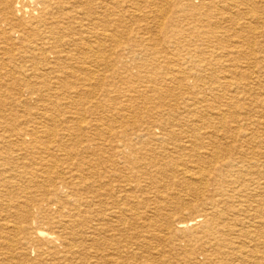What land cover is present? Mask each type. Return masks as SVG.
Wrapping results in <instances>:
<instances>
[{
	"label": "bare ground",
	"instance_id": "6f19581e",
	"mask_svg": "<svg viewBox=\"0 0 264 264\" xmlns=\"http://www.w3.org/2000/svg\"><path fill=\"white\" fill-rule=\"evenodd\" d=\"M199 1L194 5L191 0H0V212L11 219L2 227L21 234L17 248L0 241V251L4 248L7 259L38 264L46 258L65 261L77 256L82 261L88 258L89 264H126V259H135L140 249L154 250L156 247L147 244L154 239L166 241L175 256L191 260L199 255L204 258L203 264H228L236 256L230 236L243 232L253 248L249 254L244 248L238 251L240 256L248 259L250 255H264V142L257 130L250 133L242 129L239 122L246 121V114L235 127L227 122L224 109L234 107L231 97L221 103L223 91L235 84L228 78L236 81V73L221 78L217 88L209 89L211 93L223 92L213 98L224 110L215 114L218 123L206 120V111L201 114L194 108L198 100L204 104L209 99L198 97L201 93L183 103L187 115L182 116L177 114L179 103L169 100L172 92H202L204 86L183 85L186 71L180 72V80L176 75L161 77L155 64L167 58L157 50L154 38L146 40L141 36L152 24L162 32L164 41L179 42L184 22L189 21L190 30L186 31L194 42L208 47L222 45L233 35L241 45H252L240 33L254 25L245 20L237 28V21L243 8L258 17L261 10L253 0ZM174 4H179L178 10L168 11ZM227 11L234 15L227 18ZM179 13H188L191 18L187 20ZM131 34L136 38H122ZM201 52L186 55L196 71L207 63ZM145 53L151 58L147 60ZM127 60L142 70H155L156 79L138 76V82L149 84L147 91L156 101V114L170 116L165 123H158L161 127L168 125L162 129L164 134L157 136L154 126L144 127L135 119L143 109L133 105L132 95L143 97L147 91L128 86L120 93L115 91L117 97H111V81L122 78L117 65L126 70ZM17 92L16 103L21 97L37 98L41 112L37 127L17 129L5 125L10 114L3 108V100L14 98ZM118 99L123 103H116ZM260 104L263 106V102ZM56 112L62 113V123L55 118ZM71 113L74 115L68 116ZM193 113L200 116L193 119ZM87 117H94L93 124L86 122ZM254 123L257 126L261 122ZM50 124L53 127L49 128ZM75 125L80 129L93 125L96 134L81 141L74 133ZM57 128L62 135H57ZM122 128H130V133ZM11 137L15 140L10 141ZM98 140V145L92 143ZM186 162L196 166L202 181L201 186L184 189L194 202L184 206L177 202V195L164 194L172 185L161 183L168 177L174 183L176 176L191 180L194 174L185 168ZM206 180L218 182L215 196H205ZM223 184L232 190H224ZM145 186L159 190L152 198L142 199L144 196L137 192ZM250 188L259 201L256 206L250 205L247 216L241 218L239 207L253 202L246 195ZM8 193L25 198L13 208L4 198ZM230 199H235L236 204L229 203ZM130 220L151 229L137 237L132 247L119 235V228L125 222L129 225ZM43 225L50 229H42ZM180 243L184 244L181 249ZM211 248L220 261H213L208 254ZM167 263L164 260L151 264Z\"/></svg>",
	"mask_w": 264,
	"mask_h": 264
},
{
	"label": "rangeland",
	"instance_id": "374dc122",
	"mask_svg": "<svg viewBox=\"0 0 264 264\" xmlns=\"http://www.w3.org/2000/svg\"><path fill=\"white\" fill-rule=\"evenodd\" d=\"M191 1L194 5H198L200 3L199 0H191ZM253 1L256 4V8L259 7V10H261V12H258L259 13L258 17L254 18L252 15L247 14L248 13V11H246L247 9L243 8L241 13L243 12L242 14L244 16L241 14L240 15L241 17L239 18L240 20L238 19L239 22L237 21L238 24L240 23V25L237 28L241 27L244 24L245 20L251 21V26L254 25L253 29H249L251 31H249L248 29H245L244 32L240 33V34H242V36H244V38L250 39L253 46L249 45L247 47L243 44L241 45V43H238L240 41V39L237 36H233V35H231L228 38L227 43H224L222 45H215V46L208 47V45L203 44L201 42H194L189 38L191 35L188 34V32H187L188 29L190 30V28L187 25L189 23V21L187 23L184 22L185 29H184L182 35L179 37V42L175 41L173 43L172 39H165L166 41H164V38H162L163 35L161 34L162 32L157 31L156 27L153 26L152 24L148 25V30L145 31L144 34H142L141 36H143L142 38L146 39V40L147 39L151 40L154 38L155 42H157V45H158L157 50L161 51L162 52L161 55L166 56V58H167L164 61L158 60L159 62H157V64H155L157 66L156 72L162 74L161 77H166L168 79L170 76L176 75V78L178 80H180V79H182L180 72L184 71V73L187 72L186 73L187 76H186V79H184L185 81L182 82L183 85H185V84L192 85V84L196 83V85L199 87L204 86L201 89L202 92L198 91V90H197L198 92H196V91L193 92L192 90H187V89H180V90L176 89V91L172 92L173 93V94H171L172 97H170L169 100L171 101L172 104L173 103H179V109L177 111V114L179 113L182 116L187 115V113L184 112L185 106L183 105V103L185 101L191 102L190 100L194 99L196 93H201V94H199L198 97L205 98L203 96H206V98L208 97L211 101L209 99L205 98L206 102H204V104H202L198 100V102L196 103V106L194 108H197V110H199V112L201 114L206 111V116H205L206 120L210 121L213 124L218 123L219 118H217L218 116L215 114L219 110H222V111L225 110V113L227 115L226 116L227 122H229L231 127H235V126H237L236 122L241 121V118L244 117L246 114V117L248 116V118H246V121L239 122L242 129H245V130H247V132H250V133H252V132L254 133L255 130H257V132H259V134H258L260 137L259 139L262 142H264V130H263L264 129V123H263L264 122V91H263L264 90V23H263L264 22L263 21V19H264L263 18L264 17V0H253ZM262 1H263V3H262ZM178 7H179V4H174L170 7V9H168V11L178 10ZM210 11L213 12L214 9H212ZM260 13L263 14V17H261ZM229 14H232V12H229V11L226 12L227 18H229ZM179 15H181L183 18H186L187 20H189L191 18L188 13H179ZM232 15H234V14H232ZM246 15H248V16H246ZM233 17H235V16H233ZM257 19H259V21ZM252 30L255 31V33L252 32ZM249 35H250V37H249ZM122 38L125 39V38H136V37L134 36V34H131V35H124V36H122ZM254 40H255V42H254ZM122 42H123V40H122ZM236 47H238V48H236ZM119 49L120 48H116V50H119ZM137 51H139V50H137ZM198 51H203V52H201V53H203L201 56L206 58L207 63L205 65V67H203L201 70L196 71V68L190 62L188 57H186V55L188 53L191 54V53H196ZM253 51H254V53H253ZM145 58L150 59L151 57L148 56V53H145ZM183 58H184V61L182 60ZM170 59H171V61H170ZM172 60H174V61H172ZM129 62H130L129 60L126 61V64H127L126 70L122 69L121 65H119V66L117 65V70L121 73L122 78L117 77L111 81L110 85L113 86V90H111L112 91L111 97H113V98L117 97V93L115 91H118V93H120V92L124 91V89L128 86H133V87L139 88L144 92L147 91L149 84L139 83L138 82V80H139L138 76H144L145 80L156 79V76L154 74L156 72H155V70L153 71L151 67H148L146 70H142L138 66H135L134 64L129 63ZM231 68H233V70ZM207 70H208V72H207ZM202 73H204V74H202ZM231 73H233V74L236 73V76H237L236 81L234 79L228 78L233 83H235L234 84L235 87L233 86L231 88H228L227 90H224L223 91L224 94L222 91H221V93H220V91H214V93L210 92L209 89L211 87L217 88L218 82H220V79L230 76ZM197 74L199 75V77H197ZM254 74H256V75H254ZM251 76H252V78H251ZM158 79H160V76ZM125 80H127V81H125ZM198 80H200V81H198ZM210 81H211V83L216 84V85H213L211 83L208 84ZM237 81H239V82H237ZM257 83L259 84V87L257 86L258 85ZM262 93H263V95H262ZM145 94L146 95L143 97H137V95H135V94L132 95L133 96L132 100L134 101L133 105L136 107V105L138 104L137 105L138 108L143 109V110H141V113L138 116H135V119H137V121H140L139 123H142L144 127L146 126V124L152 125V127L154 126V132L157 136L160 134H164V131L162 129H166L168 127V125H164L161 127L158 123L161 121H163V123H165L166 120L170 119V116H168V115L161 116L159 114H156L157 112H156L155 105H154V104H156V101H154L151 98V96H150L151 94L148 93V91ZM211 94H213V95H211ZM214 94L218 95V96H222V94H223L224 98L221 100V103L227 102L231 99L233 101L234 107H232V109H228V110L224 109L223 110L222 107H220V105L218 104V101L213 100V98L215 96ZM18 95H19V92H17V95L14 98H12V99L6 98L5 100H3L4 110H6V112L8 114H10L6 118V120H4L5 125L7 127L14 125L13 127H16L17 129H24V128L32 129V128L37 127L38 126L37 123L39 122V120H37V118H38V115L41 113L38 110L40 107V104L38 103L37 98L36 97H32V98H30V97L29 98L28 97L22 98L21 97V98H18V101L20 103L18 101L16 103V99H17ZM21 101H22V103H21ZM101 102H102V104H105L104 100H101ZM115 102L116 103H120V102L123 103V100L118 99ZM260 102H263V106L260 104ZM82 104H84V107L88 106V103H86V102H84ZM201 104H202V106H201ZM129 105L131 106V104H129ZM257 106H259V107H257ZM240 107H242V108H240ZM250 108H252V109H250ZM212 111H214L213 112L214 114L212 113ZM200 113L199 114L193 113V116H194L193 119H195L196 116L199 117ZM61 115H62L61 112H56L54 115L55 118H58V120H59L58 123H62V120H64V118ZM72 115H74V114L71 113L68 116L72 117ZM93 119H94V117H91V118L87 117L86 122L93 124ZM248 119L251 121H249ZM132 120L133 119H131L130 121H132ZM255 121H260L261 125L257 124V126H255V123H254ZM55 125L57 126V124H55ZM51 127H53V126L50 124L49 128H51ZM157 127H159L160 130ZM73 129H74L75 135L79 134V139L81 141H86L88 137L96 134V131L93 130V129H95L93 125L85 126L82 129H80L78 126L75 125V126H73ZM115 129L116 130L118 129L117 131L121 130V128H118V125H116ZM122 129L127 130V132L130 133V128H122ZM57 131H58L57 135L63 134V132L58 128H57ZM5 136H7V134H5ZM106 136H105V138H108ZM149 139H150V137H149ZM149 139L146 138V140H148V141H149ZM14 140H15V138L11 137L10 141H14ZM117 140L118 139H115L114 141H117ZM98 142L100 143L99 140L97 141V143H95V142H92V143L98 145L99 144ZM185 168L187 170H189L191 172V174H194V177H192L191 180L183 181V179L181 180V177L176 176L173 179L174 183L170 182L169 177H168L169 180H168V178H164L163 182L161 183L162 186H169L168 184L170 183L172 186L169 189H166L168 191L164 190L163 191L164 194L171 193V194L175 195V198L177 195V198L179 197V201H177V202H180V204H182L184 206L187 204H190V205L194 204L193 199L191 198L190 194L185 193V190L188 188H194L198 185L201 186L200 182L202 181V180H200L201 176L198 175L199 172H198V169L196 168V166L188 164L186 162ZM59 171L62 172V168ZM196 174L198 175V177H195V176H197ZM198 180H200V181H198ZM204 183L206 184L205 185L206 186V188H205L206 189L205 190L206 195L205 196H208V197L209 196H215V191H216L215 190V188H216L215 184H218V182L206 180L203 182V184ZM242 185L240 184V186H242ZM223 187H224L223 188L224 190H230L231 189V188L226 187L225 184H223ZM158 190L155 188H152L150 186L149 187L145 186L139 191V193L137 192V195H139V196L143 195L144 197L141 196L142 199H149V197L152 198V196H154ZM34 191L35 190L32 191V189L30 190V192H32L33 194L35 193ZM37 194L39 195L38 192L35 193L34 195H37ZM246 195H247V197H250V201L253 200V202L247 203V204L242 203V206L239 207V209L242 210L241 211V213H242L241 218H244L243 215L247 216L248 207H249V209L252 208V207L250 208V205L256 206L257 202L259 201L257 195L254 194V192H252L251 188L248 190ZM26 196L29 197L30 194L26 195ZM186 196H189V198ZM4 198L11 202L10 204L12 205L13 208H17V206L21 204V202L24 200L25 197H23V195H15L12 193L11 194L8 193V194L4 195ZM254 201H256V203H254ZM234 202H235V199L229 200V203H231V204H236ZM139 211L144 212L145 209H139ZM52 212H54V210ZM251 214H253V212ZM53 217H55V215H53ZM6 220L10 221L11 219L10 218L8 219L6 215H4L0 212V241H3L5 246L9 245L10 243H13L14 246L17 248L18 241H20L19 239L21 237V234H18L17 232H13L11 230L9 231L8 228H5L4 226L2 227V224H5V222H7ZM233 224L234 223L231 222V226H233ZM10 225H12V224H9V226ZM142 225H143V223L140 221L130 220L129 225L127 224V222H125V225H122L121 228H119L120 229L119 235L126 241V243L129 244L128 246L132 247V244L136 243L137 237H139L142 234L146 235V234H144L146 231H151V229L147 230V228H144V226H142ZM41 228L44 230L50 229L47 225H43ZM237 229H239V226L237 227ZM243 231H246V230H243ZM245 235L246 234L243 232L241 235L236 234V236H234V235L230 236V239H232L233 247H234L233 253H236L235 254L236 256L233 255L235 257L232 258V261L230 259L228 264L229 263H231V264L232 263L233 264H264L263 253L257 254V256L250 255L251 258H248V259H244V258H242V256H240V253L238 251H240V250L244 251L243 250V248H244L245 251H247L246 253L249 254L253 248V245L251 243H249V240L245 237ZM11 236L12 237L15 236V237H13L14 239L10 238ZM99 237H101V239H107V237L103 236V235H100ZM148 241H147V244H149L150 248L156 247L154 249L155 251L154 250L150 251L146 248H144V249L142 248V249L136 251L139 255L137 254V257L135 259H131V260L126 259V264H151L154 262H158V261L161 262L164 260L168 262L167 264H193L194 261H196V263L203 264V262H204V258H202L199 255H197L196 258H194V257L191 258V260L183 258L182 256L173 255V250H170V248H168V245H167L168 243H166V241L157 242L154 239H150ZM122 243H124V242H122ZM140 243L141 242H139V244ZM125 244H121V246L122 245L124 246ZM180 245H181L180 246V249H181V247L184 244L180 243ZM223 247H224V245H223ZM14 248H12V249H14ZM161 248H163V249H161ZM134 249L135 248L133 247L132 251H134ZM196 251H197V249L194 252L196 253ZM207 251H209L208 254L212 255V259L214 258L213 261H220V257L217 256V258H216V256H215V253H216L215 249L211 248L210 250H207ZM0 252H1L0 253V260H2V261H0V264H26L20 258L19 259L15 258L13 260L7 259L6 254H5L6 251L4 250V248ZM10 252H12V250H10ZM163 252H166L168 254L164 255ZM177 252L180 254L181 250H177ZM200 252H201V250L199 252H197V254H199ZM213 256H215V257H213ZM30 258H31V260L34 259L33 253H30ZM81 261L82 260L79 259V257L74 256L72 258L67 257L65 261H51L49 258H46V260H44V262H41L38 264H87V263L89 264L88 258L82 262ZM28 264H30V263H28ZM215 264H218V263H215Z\"/></svg>",
	"mask_w": 264,
	"mask_h": 264
}]
</instances>
